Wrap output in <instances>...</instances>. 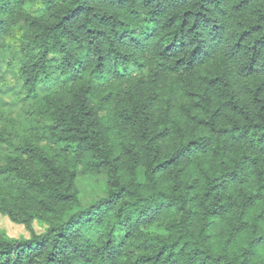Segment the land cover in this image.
<instances>
[{"label":"trees","instance_id":"obj_1","mask_svg":"<svg viewBox=\"0 0 264 264\" xmlns=\"http://www.w3.org/2000/svg\"><path fill=\"white\" fill-rule=\"evenodd\" d=\"M5 37L0 264H264V0H0Z\"/></svg>","mask_w":264,"mask_h":264},{"label":"rangeland","instance_id":"obj_2","mask_svg":"<svg viewBox=\"0 0 264 264\" xmlns=\"http://www.w3.org/2000/svg\"><path fill=\"white\" fill-rule=\"evenodd\" d=\"M4 47L0 54V127H4L9 116H16L18 113L28 111V104L32 100L18 99L22 95L21 85L14 78V74L20 66V49L13 37H5L2 41ZM42 92L39 94L41 95ZM5 150L0 147V162L3 159ZM77 171L76 187L78 190L79 206L68 213L71 216L82 211L94 203L107 197L106 174L92 175L82 173L81 166H75ZM138 178L144 180V169L138 170ZM28 187L27 183L18 178L16 174H0V203L4 199H9L18 194V192Z\"/></svg>","mask_w":264,"mask_h":264}]
</instances>
